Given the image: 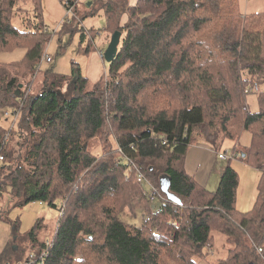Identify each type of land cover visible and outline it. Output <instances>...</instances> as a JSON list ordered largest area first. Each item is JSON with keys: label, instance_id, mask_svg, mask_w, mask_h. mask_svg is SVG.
Wrapping results in <instances>:
<instances>
[{"label": "trees", "instance_id": "obj_1", "mask_svg": "<svg viewBox=\"0 0 264 264\" xmlns=\"http://www.w3.org/2000/svg\"><path fill=\"white\" fill-rule=\"evenodd\" d=\"M19 1L0 0V50L27 48L21 62L0 63V111L19 115L2 150L0 194L60 216L38 249L29 233L34 254L11 262L20 250L13 245L0 264H196L214 234L230 246L215 264H264V13L244 14L238 0H92L89 15L102 12L110 38L121 34L105 77L91 83L76 65L69 76L48 70L34 94L49 34L43 22L18 17ZM32 1L38 17L40 1ZM244 132L251 141L238 151ZM199 140L216 155L234 143L233 156L260 173L250 211L235 208L238 175L229 162L213 191L186 173ZM93 141L105 147L98 155ZM137 171L163 198L157 211L146 205L140 226L119 217L125 205L146 201ZM162 176L181 206L161 192Z\"/></svg>", "mask_w": 264, "mask_h": 264}, {"label": "rangeland", "instance_id": "obj_2", "mask_svg": "<svg viewBox=\"0 0 264 264\" xmlns=\"http://www.w3.org/2000/svg\"><path fill=\"white\" fill-rule=\"evenodd\" d=\"M39 1L41 9L40 16L38 15V17L35 11L36 6L32 0H28V3H26L25 0L18 2L19 6H23V11L20 12L18 17L25 18V15H28L32 22H43L49 34V40L44 45L42 55L43 57L48 56L51 62H42L37 65L39 69L35 75L32 86V93L34 94L41 86L43 75L48 70L57 75L69 76L73 65H76L79 67L81 73L86 76L92 62L91 55L88 53L86 54V50L89 49L90 53L93 48L99 47L104 52L110 41V35L107 34L108 32L105 30L106 25L103 13L98 12L95 15H89V12L95 8V5H88L92 0H74L76 6L70 14H68L69 12H67L63 4L65 0ZM238 3L240 10L244 14L264 13V0H238ZM4 8L3 6V9ZM18 17L15 20L17 27H19ZM26 53V47L0 50V63L4 65L19 63L24 59ZM104 67L106 71L108 66L105 62ZM10 75H14V72L11 71ZM20 81L22 82L21 79ZM90 82L92 83L91 80ZM247 105L250 112H255L257 110L255 95L251 94L248 96ZM6 113L9 114L6 115ZM13 113V110L0 111V126H3L6 130L5 133L3 132V138L8 134V138L10 139V136L13 134L12 131L16 129L18 120L14 122ZM11 129L13 130L11 131ZM250 141L251 134L249 132H244L238 140V151L248 147ZM14 142L15 138L13 139V143ZM197 142L201 141L199 140L196 141V143ZM234 146V143L226 140L221 146V151L217 154L227 153L228 158H231ZM90 148L95 155L100 154L101 150L105 149V147L101 146V144L96 141L91 143ZM218 162L220 166H225V164L229 162L238 175V188L235 203L236 210L243 213L250 211L256 201L260 173L254 167L242 161L240 159V154H237L236 157L234 156L230 160L218 159L217 164ZM218 182L219 176L213 173L210 180V189L214 190ZM144 187L146 188V201L144 200L140 203V206L134 203L125 205L120 212V219L128 224L140 226L149 216L146 205L148 204L153 211H157L162 203L160 199H156L150 203L148 201V189L146 186ZM18 201L17 198H12L10 196L9 190L0 194V253L4 250H10L13 245L17 246L18 244L20 247L18 254L12 257L11 262L18 260L23 261L25 256H29L30 253L34 254L33 251L29 253V251L33 249V247H31L32 241L29 237L31 231H33L35 238L33 244L36 245L35 247L37 249L40 243L51 239L56 228L57 219L60 216L59 209H52L46 204L36 202L21 206ZM59 206L60 203H58V207ZM13 224H17L16 230L13 229ZM16 237L17 239L13 243V239ZM213 237L214 246L211 248L213 254L211 255V252L209 253L207 249H204V257H196V264H215L226 255V251L230 246L221 235L214 234ZM22 250L24 251L21 252ZM206 253L208 255H206ZM89 263L101 264L98 261H90Z\"/></svg>", "mask_w": 264, "mask_h": 264}, {"label": "crops", "instance_id": "obj_3", "mask_svg": "<svg viewBox=\"0 0 264 264\" xmlns=\"http://www.w3.org/2000/svg\"><path fill=\"white\" fill-rule=\"evenodd\" d=\"M130 6H134L137 0H128ZM126 17L122 18L121 23H124ZM88 50V54L91 55V65L88 69L87 75L85 76L92 83H96L101 81L105 77V67L103 58L100 54L103 52L99 47L93 48L91 52ZM91 78V79H90ZM218 158L213 147L205 142H197L190 146L185 160H184V169L186 173L193 177L196 183L200 186L206 187L208 190L210 189V180L212 178L213 173L217 174L220 177L223 171V166L217 164ZM219 184V182H218ZM215 185V189L217 188ZM214 189V190H215Z\"/></svg>", "mask_w": 264, "mask_h": 264}, {"label": "built area", "instance_id": "obj_4", "mask_svg": "<svg viewBox=\"0 0 264 264\" xmlns=\"http://www.w3.org/2000/svg\"><path fill=\"white\" fill-rule=\"evenodd\" d=\"M64 4H65V8L67 10V12H69L68 14L72 13L73 9L75 8V2L74 1H71V0H65L64 1ZM100 56L102 57V53L100 54ZM42 62H46V63H50L51 62V59L48 57V56H45L41 58V61L39 64H41ZM39 67V66H38ZM38 69V68H37ZM9 113H6V115H8ZM13 117H14V122H16L18 120V117L19 115L16 113H13ZM7 139H8V134H6V136H4L3 140H2V145L0 147V162L3 161V155H2V150L4 149L5 147V144L7 142ZM217 158L219 160H227V159H230L228 158L227 156V153L225 154H222V153H219L216 155ZM236 157V155H234ZM233 154L231 156L234 157ZM136 180L139 184H142L144 186L147 187L148 189V201L151 203L153 201H155L156 199H160L161 201L163 200V198L161 197L158 189L154 186H152L147 180H145V178L143 177V175L137 171L136 173ZM207 250L208 252L210 253L211 252V247H207ZM258 252L260 253L261 252V249H258ZM45 257V253L42 252L41 255L39 256L38 258V262L39 263H42L43 262V258ZM30 260H33L35 259V256L34 255H31L29 257ZM33 261L29 262V263H32Z\"/></svg>", "mask_w": 264, "mask_h": 264}, {"label": "water", "instance_id": "obj_5", "mask_svg": "<svg viewBox=\"0 0 264 264\" xmlns=\"http://www.w3.org/2000/svg\"><path fill=\"white\" fill-rule=\"evenodd\" d=\"M91 3H88V5H90ZM120 32L116 31L112 34L110 41L105 49L104 52H102V58L103 61L105 63H110L114 57L117 54V50H118V45L120 42ZM21 87V85H19V88ZM244 157V155H243ZM159 186H160V190L161 192L166 196V198L168 200H170L172 203H175L179 206L182 205L181 201L174 196L173 194H171L169 192V187H170V179L167 176H162L159 178ZM16 238L13 239V243L15 242Z\"/></svg>", "mask_w": 264, "mask_h": 264}]
</instances>
